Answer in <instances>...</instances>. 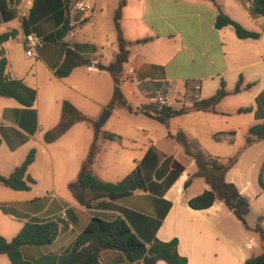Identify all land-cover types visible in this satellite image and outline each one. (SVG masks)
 Instances as JSON below:
<instances>
[{
	"label": "crops",
	"instance_id": "1",
	"mask_svg": "<svg viewBox=\"0 0 264 264\" xmlns=\"http://www.w3.org/2000/svg\"><path fill=\"white\" fill-rule=\"evenodd\" d=\"M119 2L0 0V33L16 32L3 45L6 74L37 90L32 107L35 115L14 99L0 96V175L9 176L32 149L36 150L28 169L35 180L30 191H14L0 184V204L28 217L20 220L10 216L22 222L19 227L1 218L0 235L10 241L27 220L57 221L61 231L51 244L21 249L24 258L36 264H56L92 217L113 220L122 216L118 208H124L161 221L155 238L164 242L177 239L178 252L188 264H245L264 254L259 235L247 230L224 202L217 201L204 210L189 207L188 201L210 186L201 177L186 186L198 167L170 136L182 131L204 152L223 160L242 151L225 179L249 200L248 225L255 228L258 217L264 214V140L246 147V139L250 127L264 123V17L254 14L253 0H126L120 23L130 56L122 74V92L134 111L124 107L111 110L96 134L93 123L107 108L114 91L111 74L97 65H109L118 52L114 14ZM79 4L88 8L80 11ZM219 11L260 37L239 39L231 26L218 29ZM66 19L72 30L63 41L69 46L92 44L97 51L88 54V62L69 76L58 78L55 70L66 48L51 36ZM28 35L43 40L31 57L26 54ZM241 78V92L235 93ZM222 82L229 95L217 105L216 113L188 112L171 118L166 126L136 112L143 105L155 104L158 97L176 109L191 107L196 100L213 97ZM64 100L89 122L75 124L48 144L44 134L60 122ZM242 108L251 111L238 113ZM102 133L120 139L107 140ZM95 141L99 152L92 170L99 179L118 182L139 168L147 181L146 190L103 200L105 208L80 205L69 184L77 180ZM167 158L172 159L169 170L158 180L156 172ZM262 227L264 230V221ZM0 264L11 262L0 254ZM95 264L141 263H130L121 252L110 250Z\"/></svg>",
	"mask_w": 264,
	"mask_h": 264
},
{
	"label": "trees",
	"instance_id": "2",
	"mask_svg": "<svg viewBox=\"0 0 264 264\" xmlns=\"http://www.w3.org/2000/svg\"><path fill=\"white\" fill-rule=\"evenodd\" d=\"M125 4L126 0H120L114 14L115 29L118 33V52L115 59L109 65L99 63L97 67L100 70L108 71L114 80L113 95L107 108L113 110L116 107H124L132 112L134 110L122 92V74L130 56L129 43L124 39L120 23ZM253 11L255 15L264 17V0H253ZM215 26L218 29L231 26L239 39H258L260 37L259 33L244 28L221 11L216 18ZM71 30L70 21L66 19L51 36L52 40L61 42L66 48L65 57L55 70V76L58 78L69 76L76 67L88 62V54L97 51L96 46L92 44L67 45L63 40ZM15 35V31L0 33V96L14 99L25 110L30 109L31 111L37 100V90L28 86L23 80L9 78L6 74L8 61L3 45ZM242 83L243 78L239 80L235 93L241 92ZM250 87L251 85L248 86V88ZM228 95L229 92L222 82L220 89L213 97L196 100L191 107L176 109L170 106L150 104L139 107L136 112L155 118L167 126L171 118L188 112L216 113L217 105ZM250 111V108H242L238 113ZM31 112L33 113V111ZM80 122H89V120L70 101L64 100L61 120L56 127L44 134L45 142L50 144L57 141ZM170 136L177 140L185 153L195 160L198 167V171L189 178L186 186L196 177L204 178L210 186V189L190 199L189 207L194 210H204L213 206L217 201H222L247 230L257 233L264 242L262 227L264 214L258 217L255 228H250L248 225L249 200L239 192L234 184L228 183L225 179L226 173L237 163L242 151L223 160L204 152L197 142L190 140L182 131L175 136L171 134ZM102 137L107 140L120 139L119 136L112 133H102ZM261 140H264V123L250 127L246 147ZM1 143L0 139V146ZM98 152L99 146L95 141L82 164L77 180L69 184L70 191L80 205L90 209L105 208L107 206L101 203L103 200H117L131 196L138 190H146L147 181L139 168L118 182H106L99 179L92 170V164ZM35 158L36 150L32 149L23 163L16 167L9 176L0 175V184L14 191H30L35 180L28 175V169L34 163ZM171 161V158H167L162 163L156 172L158 180L167 174ZM0 210L6 215L20 220L28 218L27 215L8 206H0ZM118 210L122 216L113 220L92 217L85 229L77 236L73 245L59 256L56 264H95L103 252L110 250L121 252L130 263L157 264L163 261L167 264H188L187 258L178 252L177 239L164 242L155 238V231L161 221L124 208H118ZM60 231V224L55 220L44 222L27 220L12 240L9 241L0 235V254L6 255L11 264H36L24 258L22 247L49 245L57 238ZM245 264H264V254L248 259Z\"/></svg>",
	"mask_w": 264,
	"mask_h": 264
},
{
	"label": "built area",
	"instance_id": "3",
	"mask_svg": "<svg viewBox=\"0 0 264 264\" xmlns=\"http://www.w3.org/2000/svg\"><path fill=\"white\" fill-rule=\"evenodd\" d=\"M88 8L85 4H79L78 9L80 11H85ZM25 45H26V54L27 56L31 57L34 55L35 50L42 47L43 40L40 37H37L35 35H28L25 38ZM156 105L159 106H167V102L164 98L158 97L154 100Z\"/></svg>",
	"mask_w": 264,
	"mask_h": 264
},
{
	"label": "water",
	"instance_id": "4",
	"mask_svg": "<svg viewBox=\"0 0 264 264\" xmlns=\"http://www.w3.org/2000/svg\"><path fill=\"white\" fill-rule=\"evenodd\" d=\"M110 115H111L110 109L106 108L102 111L98 121L94 124L96 134H98L101 131V129L105 125V123L108 120V118L110 117Z\"/></svg>",
	"mask_w": 264,
	"mask_h": 264
},
{
	"label": "rangeland",
	"instance_id": "5",
	"mask_svg": "<svg viewBox=\"0 0 264 264\" xmlns=\"http://www.w3.org/2000/svg\"><path fill=\"white\" fill-rule=\"evenodd\" d=\"M26 110H28V109H26ZM29 111H30V109H29ZM31 111H33V115H35L36 114V112H35V110H31ZM96 122H94L93 124H95ZM0 206H7V205H4V204H0ZM3 219V220H5V222L6 223H15L16 225H17V227H19V226H21V221H19V220H13L12 218H10V216H7V215H4L2 212H1V210H0V219Z\"/></svg>",
	"mask_w": 264,
	"mask_h": 264
}]
</instances>
